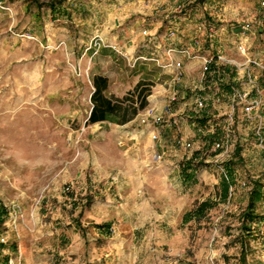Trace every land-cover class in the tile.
<instances>
[{
	"label": "rangeland",
	"instance_id": "rangeland-1",
	"mask_svg": "<svg viewBox=\"0 0 264 264\" xmlns=\"http://www.w3.org/2000/svg\"><path fill=\"white\" fill-rule=\"evenodd\" d=\"M97 35L106 47L88 50ZM157 41L182 69L142 52ZM207 57L235 75L233 95L215 84L219 72L204 73ZM94 74L109 78L113 99L141 82L148 107L125 125L88 124ZM237 147L244 162L223 202L220 179ZM195 154L207 167L186 187L180 167ZM257 180L264 185V0H0V200L13 264H240L241 240L245 264H264V221L248 239L242 228ZM207 200L216 207L205 218L183 221ZM257 210L264 215V200Z\"/></svg>",
	"mask_w": 264,
	"mask_h": 264
},
{
	"label": "trees",
	"instance_id": "trees-1",
	"mask_svg": "<svg viewBox=\"0 0 264 264\" xmlns=\"http://www.w3.org/2000/svg\"><path fill=\"white\" fill-rule=\"evenodd\" d=\"M50 7L54 8L53 5ZM106 52V51H105ZM216 60V59H215ZM219 72L218 84L223 92L226 94L233 95L236 91V85L233 84L235 75L229 72L227 66L218 67L216 62L211 65L208 74H216ZM228 75L230 82L226 83L224 78ZM94 91L91 96L92 108L87 123L90 125L110 122L119 125H125L133 121L140 111L145 110L149 101L148 98L151 95L150 91L144 87L140 82L135 87L134 91L130 95L124 97L123 99H113L107 95L109 90L110 81L108 77L102 75H95L92 78ZM200 126H205L210 115L202 111L198 117H196ZM216 135V133H215ZM217 137L211 138V141L216 140ZM221 152V151H220ZM241 148L237 147L232 159H230L225 164V173L222 180L223 185V198L226 200L230 196V189L234 187L235 182V168L238 165H242L243 158L241 154ZM200 154H195L189 160H187L183 167L182 173L184 175V180L186 183L194 182L197 171L206 166L204 162H198ZM264 200V185L261 181H254L252 183V189L248 199V205L246 210L242 214V228L243 234L246 239L253 235L254 225L264 221V215L258 213V206ZM216 207V203L205 201L202 202L193 212L189 213L187 217L190 219H203L207 213ZM10 217V211L0 200V264H10L13 259L12 253H18V247L16 245L8 246L7 243L1 242V239L5 236V223ZM108 225H103L100 228L107 229ZM244 241L241 240L242 251L239 257V263H246V252L244 251Z\"/></svg>",
	"mask_w": 264,
	"mask_h": 264
},
{
	"label": "built area",
	"instance_id": "built-area-1",
	"mask_svg": "<svg viewBox=\"0 0 264 264\" xmlns=\"http://www.w3.org/2000/svg\"><path fill=\"white\" fill-rule=\"evenodd\" d=\"M246 28H249V25L246 26ZM144 34L147 35V31H144ZM106 45H105V42L104 40L99 36L97 35L96 37H94L91 41V44H90V47L88 48V50H94L95 52H98L100 51L102 48H105ZM179 54L184 56V57H190L191 56V52L189 50H181L179 51ZM168 61L167 64L164 65V67H170V68H173L175 70H180L183 68V61H182V58L177 60V59H174L173 56H174V50H169L168 53ZM220 60H222V57H218ZM203 62H202V65H203V70H204V73H207L210 71V68H211V65L213 63H217V61L214 59V58H202ZM158 62H160L158 60ZM161 64V63H160ZM164 64V62H163ZM181 81V75L180 74H177L176 77H175V82L178 83ZM177 100V96H174L172 98V101H176ZM162 121V117H157L155 119V122L158 123V122H161ZM152 139L154 141L158 140V136L155 132H153L152 134ZM191 145L188 144L186 146V148H190ZM218 148L221 147V145H217ZM3 241V240H2ZM10 264H13V260L10 261Z\"/></svg>",
	"mask_w": 264,
	"mask_h": 264
},
{
	"label": "crops",
	"instance_id": "crops-1",
	"mask_svg": "<svg viewBox=\"0 0 264 264\" xmlns=\"http://www.w3.org/2000/svg\"><path fill=\"white\" fill-rule=\"evenodd\" d=\"M166 43H163L162 44V42H159V41H157V42H155V43H153V44H149V45H142V48H143V51L142 52H147V49H149V52H147V53H149V54H153L155 51L156 52H158V55L160 56V60H162V61H168L169 59L167 58V47H166ZM175 59H177V60H179L180 58L178 57V56H176L175 54H174V56H173ZM196 64H198V63H193L191 66H194V65H196ZM217 64V66H218V63H216ZM185 72H188L187 70L185 71ZM95 75H102V74H94L93 75V77L95 76ZM102 76H105V75H102ZM105 77H107V76H105ZM206 84H208V83H206ZM215 84L216 85H218L219 86V84H218V82L216 81L215 82ZM211 87H212V85H211ZM217 87H215V89H216ZM208 89H210V87L208 86ZM221 89V88H220ZM222 91L220 90V93H221ZM181 93V96H182V98H184V96H185V92L184 91H181L180 92ZM148 101H149V103H150V100H149V98H148ZM187 160H185V161H183V164H182V166L180 167V169H182V167H183V165H184V163L186 162ZM205 167H207V165L205 166ZM197 173H198V171H197ZM197 173H196V177H195V180H194V182H191V183H186L185 182V180H184V175H183V173H182V170L180 171V174H181V179H182V182L181 183H183L186 187H191L194 183L196 184L197 183V181H198V175H197ZM222 180H223V177L220 179V200L221 201H223V202H225V201H227L229 198H230V196H229V198L228 199H224L223 198V185H222ZM208 201V200H207ZM203 202H205V201H203ZM211 202V201H210ZM202 203V202H201ZM200 203V204H201ZM199 204V205H200ZM198 205V206H199ZM195 210V209H194ZM193 210V211H194ZM193 211H189V212H187L185 215H184V217H183V221H187V222H190V221H192V220H197L196 218H193V219H190L189 217H187V215L189 214V213H191V212H193ZM211 211V210H210ZM5 237V236H4ZM2 238L1 239V242H3V243H7V241L5 240V238ZM3 240V241H2ZM14 259V258H13ZM12 259V260H13ZM15 264H31V261H28L27 259H16V262H15Z\"/></svg>",
	"mask_w": 264,
	"mask_h": 264
}]
</instances>
